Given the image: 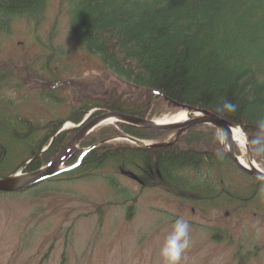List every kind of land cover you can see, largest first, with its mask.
I'll use <instances>...</instances> for the list:
<instances>
[{"label": "trees", "instance_id": "16d2710c", "mask_svg": "<svg viewBox=\"0 0 264 264\" xmlns=\"http://www.w3.org/2000/svg\"><path fill=\"white\" fill-rule=\"evenodd\" d=\"M50 0H0V34L10 33L15 19H42ZM59 11L69 17V28L81 48L100 58L104 66L129 90L126 97L102 96V106L143 118H156L177 105L211 111L240 125L249 139L264 119V0H60ZM15 68L0 66V177L22 166L46 146L61 122H38L11 108L6 93L17 86ZM230 101L234 113L217 111ZM9 102V103H8ZM172 102V103H170ZM92 105L86 100L74 108L79 122ZM168 106H170L168 108ZM126 133L163 142L172 131L124 123ZM75 130L60 133L43 154L28 166L35 170L48 163L72 138ZM109 125L88 135L69 164L84 148L119 134ZM218 131L202 125L184 132L165 147L102 143L85 154L81 163L62 173L63 180L100 176L114 191L133 203L136 198L121 186V169L135 172L143 188H161L183 202L200 208H264V182L241 172L221 149ZM205 143L202 149L198 144ZM237 153L239 149L236 147ZM264 165V158L252 153ZM17 158V159H16ZM16 159V160H15ZM100 221L104 206L97 205ZM198 211V210H197ZM212 238L231 239L223 229H211ZM235 253L237 264H247L264 248Z\"/></svg>", "mask_w": 264, "mask_h": 264}, {"label": "rangeland", "instance_id": "374dc122", "mask_svg": "<svg viewBox=\"0 0 264 264\" xmlns=\"http://www.w3.org/2000/svg\"><path fill=\"white\" fill-rule=\"evenodd\" d=\"M59 7L60 0H50L42 19L17 18L10 34H0V65L10 61L22 75L23 90L7 93L20 98L16 103L21 113L41 121L57 117L64 122L83 99L101 109L102 96L125 98L129 90L99 57L80 47L69 28V17ZM50 72L60 75L61 81L53 86L57 96L52 98L58 102L40 97L43 78ZM173 109L169 111H179ZM118 130L113 142L131 144L123 137L128 133ZM238 148L246 155L245 147ZM119 176L122 185L138 197L131 220L125 215L129 203L123 206V197L116 199L101 178L51 181L27 192L0 195V264H162L160 248L179 218L188 222L190 236L181 264H236L239 245L245 254L264 245V208L251 206L235 212L212 208L203 216L200 208L195 210L190 202L163 189H142L129 175ZM108 201L112 204L99 221L93 205ZM212 228L226 230L232 238L215 241ZM247 264H264V250L251 255Z\"/></svg>", "mask_w": 264, "mask_h": 264}, {"label": "water", "instance_id": "95a60500", "mask_svg": "<svg viewBox=\"0 0 264 264\" xmlns=\"http://www.w3.org/2000/svg\"><path fill=\"white\" fill-rule=\"evenodd\" d=\"M187 108L190 111H194V116L190 117L187 121L183 123L158 124L155 120L139 118V117H135L132 115L120 113L117 111H111L108 113H104L88 121L85 120L83 121L82 125L79 126L78 132L72 138V140L64 147V149L56 156V158L48 166H46L44 169H41V170H38L32 173H27V174L16 173L6 178H1L0 179V191H3V192L16 191L21 188L27 187L29 185H33L38 181L44 180L56 174L58 172L59 167L74 152L79 142L86 135H88L91 131H93L94 128L98 126V124H100L104 118L108 116H115L116 118H118L117 120H121L123 122L129 123L132 125L142 126L146 128L178 130V136L184 130L189 129L196 125H200V124H211V125L216 126L220 130L227 129L230 132V126L233 125L232 122L207 110L192 109L190 107H187ZM129 138L142 144V142L139 140H136L131 137ZM167 144L168 143H158V144H155L154 146L161 147ZM224 151L228 154V156L231 158L233 163L236 166H238L243 172L251 176H254V177H258L259 175L264 174L263 170H260L258 168H251V167H248L242 164L239 160V157L236 155L234 144L227 146L224 149Z\"/></svg>", "mask_w": 264, "mask_h": 264}, {"label": "clouds", "instance_id": "9594fccd", "mask_svg": "<svg viewBox=\"0 0 264 264\" xmlns=\"http://www.w3.org/2000/svg\"><path fill=\"white\" fill-rule=\"evenodd\" d=\"M217 111L221 113H234L236 105L230 101H225L218 106ZM218 141L222 150L234 143H239L247 147L249 154L254 153L257 157L264 158V119L258 121L257 134L251 139L244 133L240 134V138H236L234 133L229 132L227 129H222L218 133ZM257 178L264 180V174L259 175ZM189 246V224L183 218H179L174 222L172 230L160 248L159 254L162 264H181L184 253Z\"/></svg>", "mask_w": 264, "mask_h": 264}, {"label": "bare ground", "instance_id": "6f19581e", "mask_svg": "<svg viewBox=\"0 0 264 264\" xmlns=\"http://www.w3.org/2000/svg\"><path fill=\"white\" fill-rule=\"evenodd\" d=\"M191 114H194V111H190L188 109H182L178 111L176 114L166 115L162 118L157 119V123L158 124L183 123L187 121L188 117H190ZM115 121L116 119L114 117H107V119L103 120L102 123L103 124L115 123ZM230 132L234 133L236 138H240V134L244 133L243 130L238 125H231ZM234 144L244 147L242 146V144L239 143H234ZM239 160L242 164L248 167L264 170L258 163H256V161H254V159L250 155L246 157L245 154H242L241 156H239Z\"/></svg>", "mask_w": 264, "mask_h": 264}]
</instances>
